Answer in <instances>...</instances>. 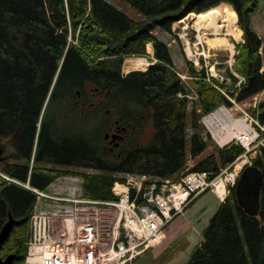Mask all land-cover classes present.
Segmentation results:
<instances>
[{
    "label": "trees",
    "instance_id": "trees-1",
    "mask_svg": "<svg viewBox=\"0 0 264 264\" xmlns=\"http://www.w3.org/2000/svg\"><path fill=\"white\" fill-rule=\"evenodd\" d=\"M123 1L137 10L135 18L108 0H0V146L11 136L19 159L10 167L0 161V173L25 182L36 147L38 160L56 164L33 165L30 184L40 189L75 174L82 179L84 196L110 200L116 198L113 183L126 174L157 180L182 175L187 120L195 157L207 146L198 132L203 126L196 109L205 114L226 100L201 78L191 82L199 96L194 104L176 95L186 89L173 70L168 42L172 24L191 11L223 2L233 6L244 33L235 58L237 72L245 77L237 99L243 101L264 89L261 41L250 22L251 13L264 0ZM148 42L156 62L146 71L122 76L123 59L146 55ZM190 73L203 74L193 68ZM101 97L125 129L119 156L104 146V110L99 111L100 105L88 109L81 105ZM259 117L264 120V109ZM242 151L239 145H227L218 157L206 156L191 169L206 171L211 179ZM253 164L264 174L262 153ZM260 197L258 216H250L237 204L232 189L184 264H264V183ZM35 201L34 191L0 175V228L9 213L19 220L0 248L2 257L15 255L12 264L24 261Z\"/></svg>",
    "mask_w": 264,
    "mask_h": 264
},
{
    "label": "built area",
    "instance_id": "built-area-1",
    "mask_svg": "<svg viewBox=\"0 0 264 264\" xmlns=\"http://www.w3.org/2000/svg\"><path fill=\"white\" fill-rule=\"evenodd\" d=\"M189 15L192 18L194 14L178 21L181 25L177 31L187 57L198 69H204V79L232 102L205 116L203 123L220 142L218 133L212 131L216 122L208 120L218 114L215 117L222 125L228 127L230 124L228 128L234 133L230 141L240 144L244 151L211 180L206 171L198 170L187 172L178 181L156 182L145 175H130L125 181L114 183L112 190L117 198L113 200L60 195L29 187L40 199L53 201L56 209L35 207L24 264H131L136 257L163 241L166 226L192 198L209 189L224 200L227 189L235 184L244 166L258 151L264 152V122L242 110L235 96L224 89V69H220V62L215 58L217 54L211 51L212 46L206 40L208 34L197 32L192 39L193 24L189 22ZM232 61L231 54L227 62L233 71ZM180 77L183 81L188 78L185 74ZM243 79L239 77L238 83ZM177 95L192 100L198 93L193 90L191 94ZM238 109L242 113L237 116L234 113ZM226 116L230 117V122L226 121Z\"/></svg>",
    "mask_w": 264,
    "mask_h": 264
},
{
    "label": "rangeland",
    "instance_id": "rangeland-1",
    "mask_svg": "<svg viewBox=\"0 0 264 264\" xmlns=\"http://www.w3.org/2000/svg\"><path fill=\"white\" fill-rule=\"evenodd\" d=\"M108 1L111 2L113 5H115L116 7H118L119 9H121L122 11H124L129 16L133 18L137 16V10L132 5L127 3L126 1H123V0H108ZM222 4H227V3L223 2L220 5L218 4L216 6L220 7L222 6ZM231 8L234 10L232 6ZM201 12H205V11H201ZM234 12L236 14V19L238 20V14L236 13L235 10ZM195 19L197 21V16L192 19V22H194ZM196 21H195L196 28L200 29L201 27L197 26ZM250 22H251V26L253 30L257 33L261 41L258 51L261 54L260 57H261V62H262L260 71L263 72L264 71V1H262L259 4V6L255 9V11L251 13ZM218 25L221 26V28L219 27V32L215 30V27ZM226 25H227V19L225 16V12L223 11L222 14L218 16L217 24L213 23L209 26H206L207 28L206 32H210L206 36V40L208 41V43L212 45L213 39L217 37H226L229 43H232V42L235 43L236 40H238L239 45H242L243 44L242 39L244 40V33H243L242 28L239 26V23L237 22L238 28L241 29V39L240 40L236 39L232 35L226 34ZM156 32H158L159 36H162L161 31H158L156 29ZM239 47L240 46H237L236 48L238 52H239ZM170 48H171V53H172L173 68L179 71L184 70L185 60L182 57V53L184 52H183L180 42L171 46ZM228 48H229L228 46H224L222 47V50L220 51L216 50L218 52L217 58H220L221 61L225 60L227 64H228L227 60L229 58ZM149 51H150V48H149ZM237 54L235 52L236 56ZM129 60L132 61L134 59H129ZM131 61L128 62L127 66L131 65ZM226 63L220 64V67L221 68L226 67L227 66ZM124 65H125V61L122 62L121 67ZM127 66L126 68H128ZM144 66H147V63L145 62V60L143 61L142 67ZM226 76L231 78L230 86H232L235 82V78H234L235 76L228 72V68H227ZM215 88L219 90L217 87ZM224 97L226 99V96ZM263 100H264V93L261 95L257 105L260 102H263ZM243 109L247 110L248 112H252L253 114H259L263 108L261 107L258 108L257 106H253V105L249 106V104H247L246 106L243 107ZM199 110H201V108H199ZM187 127H188L186 131L187 139H186V148H185L186 168H192L194 165H196L201 159L205 158L206 156L214 155L218 157L220 147H218L215 144V142L210 139L209 135L206 134L205 130L202 127L201 128L199 127L198 132H200V134L203 135L204 140L207 143V146L203 151L198 153L197 156L192 157L191 145H190V134H191L192 128H191L190 120H187ZM147 132H148V135H151L152 128H149ZM32 158L34 159L33 154L31 156V160ZM32 163L34 164L33 160H32ZM72 170H80V169L72 168ZM67 176H69V178H65L66 177L65 176L62 179H60V181L58 182L60 186L57 187V188L60 187V189L55 190V191L67 192L68 190H70V188L74 187L75 185L81 186V182H82L81 177H78L75 174L67 175ZM12 178H13V181L17 183L21 182L20 180L16 178L14 179V177ZM49 189L51 190L53 188H49ZM47 203L52 205V207H49V209H53L54 202L48 201ZM220 204L221 203L219 202L217 197L210 191H207L201 194L198 198L194 199L193 202L189 204L187 209L183 212V214L179 216L174 221V223L168 227L165 239L162 241V243L154 247L153 249L147 251L145 254H142L141 256L136 258L132 264H184L186 263L189 260L190 256L192 255V253L195 251L196 247L200 244L202 240V232L205 229V227L208 225L210 218L217 211Z\"/></svg>",
    "mask_w": 264,
    "mask_h": 264
},
{
    "label": "bare ground",
    "instance_id": "bare-ground-1",
    "mask_svg": "<svg viewBox=\"0 0 264 264\" xmlns=\"http://www.w3.org/2000/svg\"><path fill=\"white\" fill-rule=\"evenodd\" d=\"M223 11L225 12V16H226V19H227L226 34L232 35L236 39L240 40L241 39V29L238 28V26H237V19H236V14H235L234 10L228 4H222V6H220V7L215 6V7H212V8H210L209 10H207L205 12L199 13L197 15V21H196L197 26L206 27V26H209V25H211L213 23L217 24L218 16L221 15ZM219 27L221 28L220 25L216 26V28H215V30L217 32H219ZM216 31H214V32H216ZM227 40L228 39L226 37H217V38L212 40V43H213L212 46L216 47V49L221 48V47H218V46H222V47L228 46L230 51L232 52V54L235 55L236 51H234V50H236V48H234V46L232 44H230ZM129 61H131V60H129ZM143 61H144V59H140V58L134 59V60L131 61V65L127 66L128 67L127 69H133V70L144 69L146 66L142 67L143 66ZM121 74L126 75V72H122L121 71ZM221 112H223V110ZM217 115L218 114L215 113L208 120L213 122V123L216 122V124H214V127H213L212 131L214 133H216V132L218 133L219 141L221 142L220 144L223 145V144H225V143L230 141V139L233 137L234 133H233V131H231L228 128V127H230V124H228V127H227L226 125H222L221 124L222 123L221 120L216 119V118H218V117H215ZM224 118H226V121L230 122V117L229 116H226ZM221 125H222V128H221ZM231 162H229L227 164V166ZM215 176L216 175H214L211 179H213ZM27 177H28V174H27ZM211 179L208 178V180H211Z\"/></svg>",
    "mask_w": 264,
    "mask_h": 264
},
{
    "label": "water",
    "instance_id": "water-1",
    "mask_svg": "<svg viewBox=\"0 0 264 264\" xmlns=\"http://www.w3.org/2000/svg\"><path fill=\"white\" fill-rule=\"evenodd\" d=\"M262 184V171L255 165H249L243 169L235 185L236 202L250 216H256L259 213ZM18 222L19 220L9 213L7 221L0 228V248L8 238L13 225ZM13 258H15L14 254H9L6 257L0 256V264H12Z\"/></svg>",
    "mask_w": 264,
    "mask_h": 264
},
{
    "label": "flooded vegetation",
    "instance_id": "flooded-vegetation-1",
    "mask_svg": "<svg viewBox=\"0 0 264 264\" xmlns=\"http://www.w3.org/2000/svg\"><path fill=\"white\" fill-rule=\"evenodd\" d=\"M87 99V98H86ZM85 99V100H86ZM88 102H81V105L83 106V109H88L87 107L100 105L99 111H103V115L106 119V125L105 129L103 131V140L105 142V147L108 148L111 152H114L119 156L120 154V142L122 141L123 134L125 132V129L119 122V117L116 115V113L111 114V107L107 105V101L101 97L99 100L96 99L93 103ZM81 106V108H82ZM113 110V109H112ZM13 138L9 135H7L4 139V142L0 146V161H2L4 164H6L7 167H10L13 163H16L19 159L14 156L13 153ZM34 151V164L38 167H45V168H53L56 166L54 162H44L37 159L38 153H36V147L33 150ZM32 163V167L34 165ZM58 165H61L63 167L69 168L72 165L65 164V163H59ZM263 173V172H262ZM263 183H264V174H263ZM263 186V184H262Z\"/></svg>",
    "mask_w": 264,
    "mask_h": 264
},
{
    "label": "crops",
    "instance_id": "crops-1",
    "mask_svg": "<svg viewBox=\"0 0 264 264\" xmlns=\"http://www.w3.org/2000/svg\"><path fill=\"white\" fill-rule=\"evenodd\" d=\"M150 51H151V48H150ZM60 181V180H59ZM73 188V187H72Z\"/></svg>",
    "mask_w": 264,
    "mask_h": 264
}]
</instances>
